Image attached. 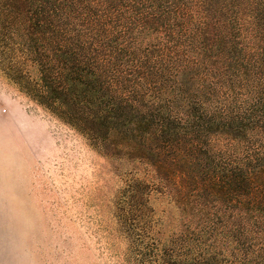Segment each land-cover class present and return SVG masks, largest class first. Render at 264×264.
<instances>
[{
	"label": "rangeland",
	"instance_id": "1",
	"mask_svg": "<svg viewBox=\"0 0 264 264\" xmlns=\"http://www.w3.org/2000/svg\"><path fill=\"white\" fill-rule=\"evenodd\" d=\"M8 8L0 7V264H264L250 242L259 231L237 217L245 199L211 181L233 174L248 150L223 132L234 136L250 121L205 127L204 138L203 128L176 137L189 151L202 139L201 162L183 165L169 150L171 159L158 158L154 117L138 125L152 103L147 96H155L147 90L138 98V58L156 45L143 36L151 30L118 22L112 11L101 57L107 89L51 93L40 45L24 38L21 9ZM235 91L219 86L207 106L233 112V103L220 102ZM84 101L106 118L81 123L76 103ZM162 102L181 113L182 101ZM207 147L215 159L203 156Z\"/></svg>",
	"mask_w": 264,
	"mask_h": 264
},
{
	"label": "trees",
	"instance_id": "2",
	"mask_svg": "<svg viewBox=\"0 0 264 264\" xmlns=\"http://www.w3.org/2000/svg\"><path fill=\"white\" fill-rule=\"evenodd\" d=\"M0 1H8L2 8L21 9L22 13L17 14L23 17L24 38L40 45L41 57L48 61L42 67L51 93L68 92L78 85L97 93L107 89L109 76L101 57L109 22L115 16L112 11L117 12L118 22L124 19L130 24L138 23L140 29L149 28V36H143L152 38L156 45L152 53L147 52L148 56L138 58V98L147 90L155 96H147L152 103H147L148 112L143 113L145 118L138 125L154 117L149 120L160 137L153 150L158 158H168L169 150L173 151L172 159L177 158L183 165L194 160L201 162L195 154L200 155L202 145L198 143L202 139L198 143L191 140L186 146L191 151L180 150L177 141L190 139L194 135L191 129L207 127L219 131L221 122L231 125L239 119L250 121L244 129L239 127L243 130H235L234 136L223 132L237 144L244 142L248 150L246 157L236 162L233 174L227 177L226 171H220V179L211 181L235 189L233 193L245 199L239 203L243 213L237 217L244 226L259 231L253 233L256 237L250 242L264 253V0ZM114 3L118 5L116 9L112 8ZM122 11H126L124 18ZM186 84L188 89L184 91ZM226 85L237 93L235 97H221L220 104L233 103L228 107L234 111L212 110L207 106L210 95L217 97L216 89ZM170 100L183 102L181 113L167 105ZM162 101L167 107L157 106ZM90 104L91 101L76 103L80 122L104 120L106 116L93 113ZM153 112L157 114L153 116ZM204 118L206 122L201 127L199 123ZM183 119L188 126L178 128ZM203 129L199 133H204V138L208 130ZM203 149V156L215 159L210 147ZM152 165L162 167L157 162ZM246 220L250 223L246 224ZM259 241L262 245L258 248Z\"/></svg>",
	"mask_w": 264,
	"mask_h": 264
}]
</instances>
